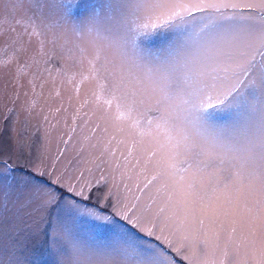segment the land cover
<instances>
[{
  "label": "snow or ice",
  "instance_id": "obj_1",
  "mask_svg": "<svg viewBox=\"0 0 264 264\" xmlns=\"http://www.w3.org/2000/svg\"><path fill=\"white\" fill-rule=\"evenodd\" d=\"M0 4L40 105L34 131L5 116L0 264L41 233L54 264H264V0Z\"/></svg>",
  "mask_w": 264,
  "mask_h": 264
},
{
  "label": "rangeland",
  "instance_id": "obj_2",
  "mask_svg": "<svg viewBox=\"0 0 264 264\" xmlns=\"http://www.w3.org/2000/svg\"><path fill=\"white\" fill-rule=\"evenodd\" d=\"M7 3V0H5ZM4 12V5L0 4V13ZM7 56L0 53V61L6 60ZM70 88V86H68ZM24 90L19 89L14 84L13 70L9 67L3 66L0 63V160L10 159L13 164L17 163V155L13 153V142L12 137L15 135L12 132V122L9 120L5 122V116L8 115L9 109H14L15 112L12 114L13 119L16 120V129L19 133L20 129L24 126V121L27 119L29 131H34L36 125L40 122L39 109L40 105H37L36 110L29 115L25 112V108L28 106L31 100V94L25 96L23 94ZM17 93L19 96L17 98ZM67 95V93H64ZM63 146V145H61ZM52 150L55 151L56 143L53 142ZM18 189H14L11 194V200L15 199ZM2 195V193H0ZM11 208V202L9 203ZM15 211V209H13ZM26 211H21L20 216L28 219L26 217ZM9 216L11 213L8 214ZM39 216H33L28 219V223H34L38 221ZM21 227L23 225H20ZM5 230L9 227L5 225ZM92 230L91 225L87 222H80V234L84 239L88 238L89 232ZM4 242H7V236L4 237ZM28 247L26 249L25 255L29 261L37 262V264H54V258L49 255L48 251V237L43 233L39 235L32 236L27 241Z\"/></svg>",
  "mask_w": 264,
  "mask_h": 264
}]
</instances>
